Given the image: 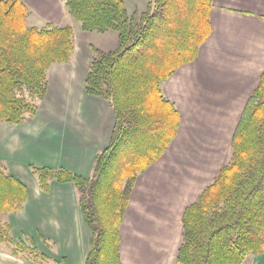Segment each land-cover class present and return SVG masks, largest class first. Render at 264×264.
I'll use <instances>...</instances> for the list:
<instances>
[{
    "label": "trees",
    "instance_id": "16d2710c",
    "mask_svg": "<svg viewBox=\"0 0 264 264\" xmlns=\"http://www.w3.org/2000/svg\"><path fill=\"white\" fill-rule=\"evenodd\" d=\"M126 0H66L85 32L118 34L113 51L92 47L85 78L89 96L108 101L115 125L108 146L83 177L65 168L29 165L40 190L72 184L90 231L85 264H122L121 227L138 177L157 163L177 136L181 115L162 85L192 63L212 32L214 0H145L129 15ZM23 0H0V124L23 125L38 114L54 64L70 63L72 25H29ZM27 186L0 161V246L40 264L50 259L32 240L17 241L7 216L22 210ZM43 243L52 248L48 239ZM264 255V72L247 100L217 176L182 215L177 264H244ZM61 264H69L63 258Z\"/></svg>",
    "mask_w": 264,
    "mask_h": 264
},
{
    "label": "crops",
    "instance_id": "0c3cea01",
    "mask_svg": "<svg viewBox=\"0 0 264 264\" xmlns=\"http://www.w3.org/2000/svg\"><path fill=\"white\" fill-rule=\"evenodd\" d=\"M23 1L46 23L60 25L65 17L72 19L66 0ZM210 21L212 32L198 57L162 85L165 97L180 112V127L169 150L136 181L121 227L122 264H177L183 212L227 162L229 155L222 162L223 153H230L238 120L264 72V0H214ZM114 37L117 46L112 49L75 40L72 61L52 65L43 108L54 95L55 112L40 116L39 109L31 121L38 127L46 123L43 130L26 128L19 132L18 141L9 139L12 130H0V161L14 176L22 174L20 180L29 190L22 210L6 219L14 238L32 240L52 259L48 264H61L63 258L69 264H85L90 231L75 187L54 181L50 193H44L29 165L91 176L96 154L110 142L115 115L108 101L86 93L85 78L94 56L92 47L116 50L118 34ZM63 103L67 109L61 112ZM55 191L59 192L56 199ZM0 264L40 263L16 257L1 245Z\"/></svg>",
    "mask_w": 264,
    "mask_h": 264
},
{
    "label": "rangeland",
    "instance_id": "374dc122",
    "mask_svg": "<svg viewBox=\"0 0 264 264\" xmlns=\"http://www.w3.org/2000/svg\"><path fill=\"white\" fill-rule=\"evenodd\" d=\"M126 4H127V10L129 15H133V14H137L140 15L143 11H145L146 9V1L145 0H126ZM72 18V17H70ZM48 23L44 22L43 19L38 18L36 15H31V17L29 18V25L30 26H36V27H44L46 26ZM61 26H65V25H72L73 29H74V39L76 41H82L85 42L86 40L89 41L91 44L101 48V49H112L115 48L117 46V42H116V38L114 36H116V32L115 31H110L106 34L104 33H98V32H85L82 30L80 23L76 22L73 20V18L71 19V21L68 20V17H65L64 21L62 22V24H60ZM115 38V39H114ZM61 73L65 74V69L61 70ZM67 85V84H65ZM83 93V90L80 89V93ZM52 99L51 101L48 103L47 106H45V108H43L44 106V102L41 103L40 105V110H41V115L40 116H44L43 114H48L55 112L54 110V95H52ZM67 109V105H65V103L62 104L61 107V112L62 111H66ZM39 110V111H40ZM31 122L27 123L24 126L21 127H14V128H9V127H0V130H4V129H8V130H12L11 135L9 137V139L11 141H18L20 140L19 138V132H22L23 130L29 129L31 130L30 132H34L36 131V128H40L43 130V126L46 123H42L39 127L35 126L36 124H32L30 125ZM37 129V130H38ZM49 132H53L54 131H50ZM52 133V134H53ZM58 135H60L58 133ZM230 155L229 151H225L223 153V157H222V162L225 161L226 157ZM23 167L24 170L28 169L27 166L25 164L21 165ZM17 177L19 179H23L24 176L22 174H18ZM201 188V187H199ZM59 192L55 191V195L54 198L56 199V196H58ZM264 262V256L263 257H254V256H249L244 264H254V263H261Z\"/></svg>",
    "mask_w": 264,
    "mask_h": 264
}]
</instances>
